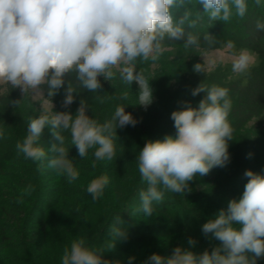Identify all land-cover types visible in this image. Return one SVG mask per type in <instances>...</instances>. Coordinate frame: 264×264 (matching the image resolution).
<instances>
[{
    "label": "trees",
    "instance_id": "trees-1",
    "mask_svg": "<svg viewBox=\"0 0 264 264\" xmlns=\"http://www.w3.org/2000/svg\"><path fill=\"white\" fill-rule=\"evenodd\" d=\"M248 10L253 11L248 21L264 23V0L256 5L255 0H246ZM185 9L191 11L190 19L200 13L201 19L195 28H185L199 38V46H184V40H171L165 36L163 50L156 61L137 59L135 70L144 78V83H126L120 69H112L111 80L99 77L102 87L97 92H89L76 79V73L65 76V86L71 85L78 94L68 107L63 106L65 90L62 87L54 96L53 112L76 114L80 101L88 108L86 114L100 123L110 120L117 106L125 107L137 120L135 126L117 128L115 138L116 156L112 160L96 161L95 149H89L80 158L77 148L71 143L70 131L65 146L79 171V177L69 182L66 176L58 175L47 167L38 171L39 163L25 159L18 154L17 142L27 135L31 118L43 113L30 96L18 92L15 100L18 106L9 104L5 95H0V264H61L66 247L73 240L85 238L89 247H103V259L128 264H145L152 254L170 256L176 247L191 251L197 256L205 250L211 253L221 247V242L212 233L205 235L202 226L215 219L221 209L227 211L229 201H239L248 177L247 170L264 175V31L252 27L244 19L235 15L227 21L210 20L202 13L199 0H185L183 8L172 9L178 20ZM209 37L208 40L205 37ZM236 49L252 50L257 55V63L244 72L236 73L230 64L218 65L212 71L203 67L198 50L220 48L225 45ZM201 64L204 71L196 72L194 65ZM213 85L228 89L231 100L228 120L233 128L229 143L230 161L224 167H214L207 175L194 177L188 182L183 193L165 191L161 202H153V214L145 216L141 210L139 193L146 189L138 171L137 156L149 141L155 142L171 135L176 137L173 111L186 107H198L205 92L193 96L199 85ZM143 91L151 92V102L141 104ZM127 98L124 99V95ZM256 119L257 124L250 125ZM256 125V126H255ZM51 131L45 128L40 145L45 148L54 143ZM51 155V153H49ZM95 161L96 167H92ZM100 175L109 177V184L103 195L93 200L87 192L89 183ZM32 186L30 193L24 190ZM190 189V191L188 190ZM119 217L122 223H118ZM126 229L125 239L112 243L110 230L113 226ZM239 229L241 226L234 224ZM196 241L195 245L188 243ZM224 254V253H222ZM251 258L252 253H246ZM257 264H264L258 258Z\"/></svg>",
    "mask_w": 264,
    "mask_h": 264
},
{
    "label": "clouds",
    "instance_id": "clouds-1",
    "mask_svg": "<svg viewBox=\"0 0 264 264\" xmlns=\"http://www.w3.org/2000/svg\"><path fill=\"white\" fill-rule=\"evenodd\" d=\"M260 5L261 0H255ZM210 20L229 21L235 15L243 18L248 5L246 0H199ZM185 0H0V83L20 88L23 95L30 90L33 95H44L42 86L47 85L48 96H54L65 86V76L76 73V79L89 92H97L104 80L113 78V68L120 67L121 78L128 84L144 83L136 72L135 62L151 59L156 61L163 51L165 36L171 40H184V46H199V38L191 32L185 39L184 25L195 28L202 18L185 9L174 19L172 9L183 8ZM258 30L264 31V23L257 21ZM206 40L209 37H205ZM229 47H232L231 43ZM247 52H241L233 62L234 72L245 71L250 63ZM196 72H203L201 64L194 65ZM63 106L68 107L78 94L71 85L64 87ZM205 92L198 107H186L173 111L176 137L168 135L163 141H149L137 156L138 171L146 189L140 191L141 210L145 216L153 214V202H161L165 191L183 193L188 182L197 175L205 176L214 167H224L230 161L228 151L233 128L228 120L232 107L228 89L202 83L192 95ZM127 98V94L122 97ZM142 105L151 102V92L143 91ZM20 100L10 101L16 107ZM84 100L75 115L70 112H53L31 118L27 135L17 142L18 154L25 159L40 162L38 171L47 167L69 182L79 177V171L68 158L64 131H70L71 143L80 158L95 149L96 161L112 160L116 156L117 128L135 126L137 120L125 107L117 106L110 120L103 123L86 114ZM45 128L51 131L54 143L47 151L40 145ZM3 133L0 132V136ZM51 153V155H49ZM92 167H96L95 161ZM248 182L239 201H229L227 211L221 209L215 219L202 226V232L212 233L221 247L211 253L205 250L197 256L191 251L176 247L170 256L152 254L145 264H257L264 258V175L251 170L245 172ZM109 184L107 175L93 179L87 192L93 200L99 199ZM29 185L24 194L30 193ZM190 191V189H188ZM118 223H122L119 217ZM234 224L241 227L237 229ZM112 243L125 239V228L113 226L110 230ZM190 245L196 241L189 239ZM105 248L89 247L85 238L72 241L64 249L61 264H120L103 259ZM224 253V254H222ZM246 253H252L249 258ZM134 257H129L132 264Z\"/></svg>",
    "mask_w": 264,
    "mask_h": 264
},
{
    "label": "rangeland",
    "instance_id": "rangeland-1",
    "mask_svg": "<svg viewBox=\"0 0 264 264\" xmlns=\"http://www.w3.org/2000/svg\"><path fill=\"white\" fill-rule=\"evenodd\" d=\"M250 15H254V13L253 11L248 10V16L251 18ZM248 16L245 18L243 17L242 19L244 20L246 19L247 21L246 20L245 21L255 28L256 22L248 21L249 20ZM169 49L170 47L163 46V50H169ZM198 52L200 54V59L202 61L203 67L206 71H212L218 65L225 66L230 64L231 66H233L234 60L239 56L241 52H247L251 58L247 69H250L252 66H254L257 63V55L252 50L236 49L234 48V46L229 47V45H225L220 48H204L198 50ZM120 67H123V65H121ZM120 67L113 69H120ZM236 73H240V72H236ZM42 89L44 95H33L31 90L27 93V95L30 96L33 103H35L37 108H39L43 113H52L55 108V102L53 101L51 96L47 95L48 86L43 85ZM19 91L21 92L20 88H13L10 84L0 83V95L2 96L5 95V97H7L6 98L7 100L10 101L15 100L14 98ZM231 111L233 116H235V112H233V109ZM249 124L250 125L257 124L256 119L255 120L253 119ZM260 127L264 128V122H262V125H260Z\"/></svg>",
    "mask_w": 264,
    "mask_h": 264
}]
</instances>
